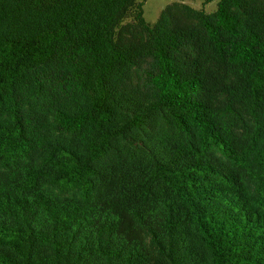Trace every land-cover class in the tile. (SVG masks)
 <instances>
[{"label":"trees","instance_id":"trees-1","mask_svg":"<svg viewBox=\"0 0 264 264\" xmlns=\"http://www.w3.org/2000/svg\"><path fill=\"white\" fill-rule=\"evenodd\" d=\"M145 1L0 0V264H264V0Z\"/></svg>","mask_w":264,"mask_h":264},{"label":"rangeland","instance_id":"rangeland-1","mask_svg":"<svg viewBox=\"0 0 264 264\" xmlns=\"http://www.w3.org/2000/svg\"><path fill=\"white\" fill-rule=\"evenodd\" d=\"M175 1H185L197 8H204L207 11H215L219 0H146L144 5L145 18L149 23H154L159 18L165 7Z\"/></svg>","mask_w":264,"mask_h":264}]
</instances>
